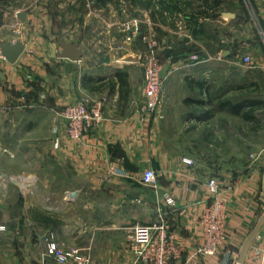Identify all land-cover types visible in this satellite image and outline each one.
Returning <instances> with one entry per match:
<instances>
[{
  "label": "crops",
  "instance_id": "obj_1",
  "mask_svg": "<svg viewBox=\"0 0 264 264\" xmlns=\"http://www.w3.org/2000/svg\"><path fill=\"white\" fill-rule=\"evenodd\" d=\"M140 1L134 0L127 13L116 0H103L78 14L77 0H0V46L24 45L15 63L0 48V106L7 109L0 116V223L8 224L0 239V264H55L43 257L49 237L67 249H80L91 264H147L132 251L133 229L162 221L176 250L174 264H237L244 242L264 216V139L254 153L235 147L228 163L221 159L218 143L224 131L213 102L184 96L176 114L169 102L163 104L162 119L140 113L144 75L132 62L135 52L122 48L126 35L120 29L127 19L147 13L160 55L178 48L188 60L204 64L202 71L185 73L179 81H169L173 73L163 74L169 98L173 88L193 90L187 82L193 78L211 95V88L230 77L236 20L247 21L246 10L243 15L223 9L225 0H150L147 9ZM250 3L264 23V0ZM60 38L77 43L82 58L53 57L51 44L57 55L63 52ZM256 70L261 78L248 76L249 84L264 88V58ZM118 72L128 86L121 87ZM80 101L88 106L103 101L104 121L80 142L64 140L55 148L52 130L62 122L61 111ZM196 101L213 112L211 119H200L203 113L182 116L181 106ZM258 106L245 103L250 109ZM245 118L256 131L264 127L258 117ZM183 142H195L200 150L182 151ZM149 168L157 173L156 187L142 183ZM21 176L35 178L31 195L23 196L13 180ZM211 179L220 185L227 206V242L212 256L199 253ZM39 234L44 238L40 246ZM256 247L264 248V223L245 264H261Z\"/></svg>",
  "mask_w": 264,
  "mask_h": 264
},
{
  "label": "built area",
  "instance_id": "obj_2",
  "mask_svg": "<svg viewBox=\"0 0 264 264\" xmlns=\"http://www.w3.org/2000/svg\"><path fill=\"white\" fill-rule=\"evenodd\" d=\"M147 23L139 17H132L123 22L120 29L125 33L126 39L122 48H131L135 52L132 62L143 69L144 102L138 111L162 119L163 96L166 89L160 59L162 46L155 31L150 29ZM139 39L146 45V51L138 47ZM242 61L249 68L254 65L249 56H245ZM103 110V101H96L92 106L80 101L65 107L60 114L62 122L55 125L52 130L55 134V148L60 149L64 140L80 142L92 130L100 127L104 121ZM5 112L6 107L0 106V116ZM184 162L190 165L193 163L190 159H184ZM13 180L21 185L23 196L34 192L36 182L34 177L21 176ZM142 183L146 186H157V173L153 168L144 172ZM208 187L211 203L202 217L204 242L199 253L212 256L227 242V206L221 187L215 179L209 181ZM164 199L169 205L174 202L170 194H164ZM6 231L7 226L0 223V239ZM132 241V251L147 264H174L176 250L165 222L136 226L133 229ZM254 256L264 264V248L256 247ZM43 257L51 258L55 264H91L80 249H67L51 238L45 239Z\"/></svg>",
  "mask_w": 264,
  "mask_h": 264
},
{
  "label": "rangeland",
  "instance_id": "obj_3",
  "mask_svg": "<svg viewBox=\"0 0 264 264\" xmlns=\"http://www.w3.org/2000/svg\"><path fill=\"white\" fill-rule=\"evenodd\" d=\"M103 0H77V11L78 14H82L84 10H91L95 6H99ZM120 7H122L127 13L129 10H133L134 0H116ZM119 1V2H118ZM236 1V2H234ZM150 0H141L140 5L144 9L149 7ZM14 3V2H13ZM21 5L15 3L14 6ZM223 9L232 10L236 9L244 15L243 11L247 12V21L245 18L241 20H236L237 28V48L235 52L236 61L230 67V77L221 79V84L211 88V95L208 92L200 90L198 86V81L193 78L191 81L187 80L188 83L194 84V89H189L186 87L183 91L180 88H173L172 93L167 95V84L169 81H179L178 78L185 73L188 74H197V72L203 70L204 64L196 63L193 60H188L185 53L181 52V49H171L168 53L163 56L160 55L161 63L163 65V74L167 76V73H173L169 81L166 80L165 83V93L163 96V104L165 107L166 102H169V105L173 106V114H176L177 103H182L183 97H192L195 100L203 101V103L213 102L214 106L218 111H216V122L218 128L222 129L223 135L222 140L218 143L221 148V159L228 162L233 158V151L235 147H239L240 150H247L249 153H254L258 148V144L262 143L264 139V127L256 131L251 127V125L246 121L245 114L253 115L258 117L261 120V124L264 126V109H261L262 105L253 108L245 107V103H264V88L258 85V83L253 82L249 84L250 79L248 76L253 78H261L260 72L256 70L257 63L262 58H264V23L259 20L255 9L252 7L250 0H225V6ZM147 13L141 15V20L147 23L148 16ZM148 24V23H147ZM194 56L197 54L196 48L193 49ZM245 56L251 57L254 65L249 68L242 63V60ZM256 67V68H255ZM142 69V68H141ZM217 70L225 71L224 67H219ZM143 71V69H142ZM176 77V78H174ZM247 78V79H245ZM144 79V77H143ZM263 81V79H262ZM205 92V93H204ZM207 93V94H206ZM169 98V99H168ZM144 102L143 94L140 96L139 104L141 105ZM184 105L182 108V116L186 115L187 112H192L195 115L204 113L206 110H209L208 107H202L196 104ZM261 102V103H260ZM229 104L227 108H221V105ZM255 104V105H256ZM234 106L233 109L231 107ZM211 109V108H210ZM220 110V111H219ZM247 122V123H246ZM181 143L180 146L183 148L182 151L188 149L190 152L200 150L198 144L195 142ZM31 195V194H30ZM5 223V222H2ZM8 224H6L7 226ZM33 235L37 234V228H31ZM11 231V229H10ZM9 232V227H8ZM7 232V233H8ZM39 246L43 244V234L37 235ZM42 241H41V239ZM50 238V237H49ZM37 242V241H36ZM90 261V258L87 257ZM91 262V261H90Z\"/></svg>",
  "mask_w": 264,
  "mask_h": 264
},
{
  "label": "water",
  "instance_id": "obj_4",
  "mask_svg": "<svg viewBox=\"0 0 264 264\" xmlns=\"http://www.w3.org/2000/svg\"><path fill=\"white\" fill-rule=\"evenodd\" d=\"M19 17L22 18L23 21H26V15L20 14ZM57 43L62 48L63 52L57 55L56 46L54 44H51L53 57H60V58H66L72 61H77L81 59L82 56L84 55V53L81 50H79L77 43L68 44L61 38L58 39ZM137 45L140 48V50L142 51L147 50L146 45H144L140 39L138 40ZM0 48L2 50L3 56L10 63H15L24 51V45L21 42H18L15 45L4 43V44H1ZM263 186H264V180H263ZM263 223H264V216L260 219L257 226L254 228V230L251 232V234L248 236V238L244 242L241 248V251L239 253L237 264H245L246 257L250 251L253 241L260 233Z\"/></svg>",
  "mask_w": 264,
  "mask_h": 264
},
{
  "label": "trees",
  "instance_id": "obj_5",
  "mask_svg": "<svg viewBox=\"0 0 264 264\" xmlns=\"http://www.w3.org/2000/svg\"><path fill=\"white\" fill-rule=\"evenodd\" d=\"M117 78L119 79V82L121 84V87L128 86L127 81L124 79V73L118 72L117 73ZM124 98H125V95H123V90H122L121 91V95H120V99H124ZM253 104H256V103H253ZM261 104H256V105H259L260 106ZM212 117H213V112L208 111V112L203 113L201 115V118L200 119H202V120H208V119H211Z\"/></svg>",
  "mask_w": 264,
  "mask_h": 264
}]
</instances>
